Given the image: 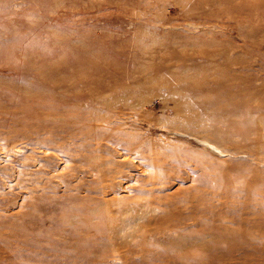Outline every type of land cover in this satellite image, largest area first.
<instances>
[{"label":"rangeland","instance_id":"rangeland-1","mask_svg":"<svg viewBox=\"0 0 264 264\" xmlns=\"http://www.w3.org/2000/svg\"><path fill=\"white\" fill-rule=\"evenodd\" d=\"M94 263L264 264V0H0V264Z\"/></svg>","mask_w":264,"mask_h":264},{"label":"bare ground","instance_id":"bare-ground-1","mask_svg":"<svg viewBox=\"0 0 264 264\" xmlns=\"http://www.w3.org/2000/svg\"><path fill=\"white\" fill-rule=\"evenodd\" d=\"M120 140L124 141L123 139H120ZM150 149H151V148H150ZM166 151H167V150H166ZM121 153H122V152H121ZM157 153H159V151L156 152V154H157ZM165 157H166L167 159H169V160L172 159V157H171L170 154H166ZM171 161H173V160H171ZM168 163H170V162H168ZM175 163L177 164V162H175ZM160 164L163 165V162L160 163ZM171 165H172V164H171ZM173 166H174V165H172V167H173ZM177 166H178V164H177ZM173 174H174V173H173ZM163 176H164V175L161 174V175H159V176H157V177L155 176V177H156V178H159V177H163ZM163 178H164V177H163ZM160 179H161V178H160ZM154 180H156V179L154 178ZM121 182H122V181H121ZM204 183H206V182H204ZM203 185H204V184H203ZM204 186H205V185H204ZM207 191H208V190H207ZM104 195H105V194H104ZM195 195H196V194H195ZM203 195H205V194H203ZM203 195H201V196H195V198H196V199H201V198L203 197ZM207 196H208V195H207ZM207 196H205L207 199L210 198V196H208V197H207ZM155 197H156V196H155ZM156 199H157V198H156ZM157 201H158V200H157ZM204 201H205V200H204ZM153 203H154V202H153ZM246 207H247V206H246ZM227 209H228V208H227ZM206 211H207V210H206ZM210 211H211V210H210ZM207 212H208V211H207ZM205 213H206V212H205ZM209 213H210V212H209ZM206 214H207V213H206ZM212 216H213V215H212ZM121 230H122V229H121ZM145 242H146V241H145ZM171 252H172V251H171ZM90 259H91V258H90ZM90 259H89V260H90ZM94 259H95V258H94ZM92 263H93V262H92ZM94 264H95V263H94Z\"/></svg>","mask_w":264,"mask_h":264}]
</instances>
